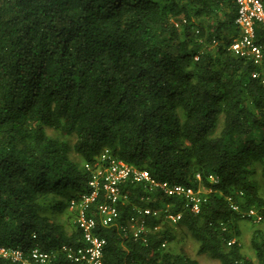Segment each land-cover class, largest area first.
<instances>
[{
	"label": "trees",
	"instance_id": "trees-1",
	"mask_svg": "<svg viewBox=\"0 0 264 264\" xmlns=\"http://www.w3.org/2000/svg\"><path fill=\"white\" fill-rule=\"evenodd\" d=\"M237 8L236 0H0V247H39L58 253L55 264H73L60 253L82 244L70 205L93 190L87 167L108 148L159 182L206 192L196 211L183 195L127 183L117 224L97 225L104 264H201L171 248L187 235L198 256L264 264V83L253 77L264 74V25H256L260 65L234 54ZM100 195L88 209L96 217ZM149 207L158 214H145ZM131 217L150 230L126 233ZM246 222L253 254L241 240Z\"/></svg>",
	"mask_w": 264,
	"mask_h": 264
},
{
	"label": "built area",
	"instance_id": "built-area-1",
	"mask_svg": "<svg viewBox=\"0 0 264 264\" xmlns=\"http://www.w3.org/2000/svg\"><path fill=\"white\" fill-rule=\"evenodd\" d=\"M236 3L238 8L235 22L240 27V35L234 39L229 49L234 54L251 58L255 64L260 65L263 50L257 43L256 25H264V4L262 0H236ZM253 77H260L264 83L263 73L257 71ZM87 169L91 170L89 185L93 190L82 195L80 202L72 200L70 205V209L76 212L75 221L81 230L82 244L63 245L60 251L65 259L73 264H104L102 258L107 241L97 234V225L98 223L104 226L117 224L120 212L116 202L122 197V190L127 183H147L151 188L161 187L167 195H183L189 200V204L191 203V205L187 204L196 211H199L201 192H206L202 187L195 191L183 185H171L168 181L159 182L152 178L148 170L116 158L108 148H105L94 164L89 165ZM102 190L105 192V200L97 206L98 217H96V214L90 213L88 209L91 202L101 197ZM158 212L150 207L144 210L148 215H156ZM250 213L256 214L254 210ZM168 217L177 221L181 218V214H170ZM137 222L135 217H131L123 230L126 233L132 232L136 237L150 230V225L145 220H141L140 224ZM0 257L23 264H55L58 253L42 250L39 247L31 248L28 252H25L24 248L0 247Z\"/></svg>",
	"mask_w": 264,
	"mask_h": 264
},
{
	"label": "rangeland",
	"instance_id": "rangeland-1",
	"mask_svg": "<svg viewBox=\"0 0 264 264\" xmlns=\"http://www.w3.org/2000/svg\"><path fill=\"white\" fill-rule=\"evenodd\" d=\"M49 134L52 136H60L58 131L51 129V128L49 129ZM71 155H73V157H75L76 160L81 161V158L78 157L76 154L71 153ZM84 164L85 163H83V165ZM257 179L260 184L261 193L264 196V175H262L261 173H258ZM59 218L60 220L64 221L66 219L65 213L62 212L59 215ZM241 229L243 231L241 240L245 246V252H248L249 254H253L252 249H250L249 247V239H250V233H251V227L249 226V223L246 222L245 224H243ZM197 247H198V244L189 235L180 237L174 244H171V248H173L175 251L177 252L186 251L192 257L197 258L201 264H221L220 261L213 259L208 254H202L198 256Z\"/></svg>",
	"mask_w": 264,
	"mask_h": 264
}]
</instances>
